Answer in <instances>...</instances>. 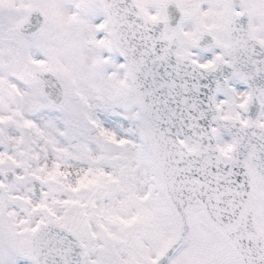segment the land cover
<instances>
[{
  "label": "snow or ice",
  "instance_id": "6c2138e0",
  "mask_svg": "<svg viewBox=\"0 0 264 264\" xmlns=\"http://www.w3.org/2000/svg\"><path fill=\"white\" fill-rule=\"evenodd\" d=\"M0 264H264V0H0Z\"/></svg>",
  "mask_w": 264,
  "mask_h": 264
}]
</instances>
